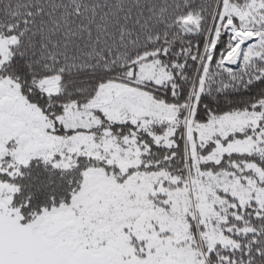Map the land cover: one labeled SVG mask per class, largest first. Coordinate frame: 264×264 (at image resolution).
I'll list each match as a JSON object with an SVG mask.
<instances>
[{"label":"snow or ice","instance_id":"snow-or-ice-1","mask_svg":"<svg viewBox=\"0 0 264 264\" xmlns=\"http://www.w3.org/2000/svg\"><path fill=\"white\" fill-rule=\"evenodd\" d=\"M0 264H264V0H0Z\"/></svg>","mask_w":264,"mask_h":264}]
</instances>
